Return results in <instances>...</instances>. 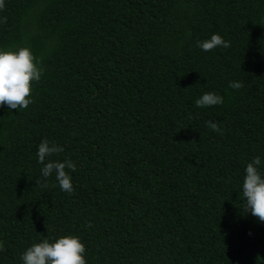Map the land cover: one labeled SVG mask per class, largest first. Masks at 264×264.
<instances>
[{"label":"trees","instance_id":"obj_1","mask_svg":"<svg viewBox=\"0 0 264 264\" xmlns=\"http://www.w3.org/2000/svg\"><path fill=\"white\" fill-rule=\"evenodd\" d=\"M0 18V48L43 69L26 108L0 105V264L65 235L86 264H264L240 190L252 157L264 172V0H4ZM212 33L230 46L200 50ZM41 139L77 165L71 193L35 184Z\"/></svg>","mask_w":264,"mask_h":264},{"label":"clouds","instance_id":"obj_2","mask_svg":"<svg viewBox=\"0 0 264 264\" xmlns=\"http://www.w3.org/2000/svg\"><path fill=\"white\" fill-rule=\"evenodd\" d=\"M4 7V0H0V9ZM0 22L3 19L0 18ZM196 46L202 51L214 48H228L229 41L219 34L212 33L209 38L197 41ZM43 74L39 67V59L34 58L30 49L19 47L15 51L0 48V105L8 109H23L31 103V83L38 81ZM239 82L229 81L228 87L238 89ZM223 97L214 92L202 93L194 100L198 108L220 105ZM206 126L212 131H218L215 121H206ZM63 148L55 142L41 139L36 149V161L42 164L39 169L43 180L35 184L46 187L47 178L54 176L55 182L62 192L71 193L73 186L69 174L65 169L75 171L77 165L70 159H49L60 153ZM261 158L254 156L243 169L240 182L243 210L264 223V172L260 170ZM85 248L78 236L65 235L55 239L43 238L39 242L26 247L20 254L21 264H86Z\"/></svg>","mask_w":264,"mask_h":264}]
</instances>
